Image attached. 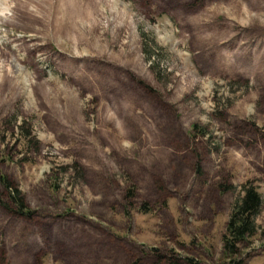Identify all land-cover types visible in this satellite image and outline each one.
<instances>
[{
    "label": "rangeland",
    "instance_id": "374dc122",
    "mask_svg": "<svg viewBox=\"0 0 264 264\" xmlns=\"http://www.w3.org/2000/svg\"><path fill=\"white\" fill-rule=\"evenodd\" d=\"M64 1L0 17V264H264V0Z\"/></svg>",
    "mask_w": 264,
    "mask_h": 264
},
{
    "label": "trees",
    "instance_id": "16d2710c",
    "mask_svg": "<svg viewBox=\"0 0 264 264\" xmlns=\"http://www.w3.org/2000/svg\"><path fill=\"white\" fill-rule=\"evenodd\" d=\"M90 0H88L89 2ZM97 1V0H93ZM65 4L72 5V0H65ZM22 144L24 147H30L31 141L28 139L26 133H22ZM78 169L79 166L75 165ZM11 201L16 208V211L23 216H31L30 212L26 209V203L21 196L19 189L15 188L11 191ZM134 197V190L129 189L128 198L132 199ZM0 202L6 207L8 204L2 202L0 194ZM263 197L258 187L252 182L247 181L242 186V191L236 202L234 203L231 215L227 223V230L224 234V247L228 256H236L239 254V245L246 243L247 240L258 234L259 225L256 223L255 218L260 212L262 207ZM149 209L145 206L143 211L147 212ZM190 264H198L193 259L187 258L186 260ZM242 259L232 260L230 264H242Z\"/></svg>",
    "mask_w": 264,
    "mask_h": 264
},
{
    "label": "clouds",
    "instance_id": "9594fccd",
    "mask_svg": "<svg viewBox=\"0 0 264 264\" xmlns=\"http://www.w3.org/2000/svg\"><path fill=\"white\" fill-rule=\"evenodd\" d=\"M7 15H10L7 0H0V17H6Z\"/></svg>",
    "mask_w": 264,
    "mask_h": 264
}]
</instances>
